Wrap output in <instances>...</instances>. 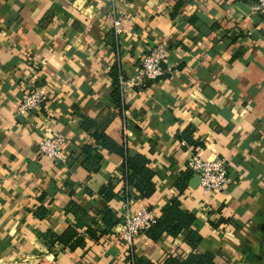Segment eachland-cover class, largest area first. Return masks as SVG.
Listing matches in <instances>:
<instances>
[{
    "label": "crops",
    "instance_id": "crops-1",
    "mask_svg": "<svg viewBox=\"0 0 264 264\" xmlns=\"http://www.w3.org/2000/svg\"><path fill=\"white\" fill-rule=\"evenodd\" d=\"M253 4L0 0V264H132L133 254L163 264L192 252L189 230L156 241L148 230L127 254L116 235L124 157L95 134L149 160L154 191L136 207L160 219L178 200L197 218L200 253L264 264V15ZM114 7L119 31L108 19ZM159 44L168 73L124 97L116 76H135ZM36 87L46 90L43 106L22 114ZM53 131L65 138L58 161L38 151ZM192 153L225 160L224 192L191 186ZM68 230L75 249L56 242Z\"/></svg>",
    "mask_w": 264,
    "mask_h": 264
},
{
    "label": "built area",
    "instance_id": "built-area-1",
    "mask_svg": "<svg viewBox=\"0 0 264 264\" xmlns=\"http://www.w3.org/2000/svg\"><path fill=\"white\" fill-rule=\"evenodd\" d=\"M252 10L254 13L264 15V0H255ZM117 10L112 9L108 19L113 29H121V21L117 17ZM168 57V49L165 45H155L145 54L138 66L137 74L133 77L120 78L121 92L125 97L130 91H140L149 82L163 79L169 70L164 67ZM46 100L44 87H36L22 102L20 111L22 114L39 110ZM65 138L57 131L43 138L38 143L39 154L46 159L61 160ZM186 146L185 142L181 143ZM187 169L193 175L200 177V187L205 194L224 192L230 182L228 166L223 159L213 161L203 160L198 153H192L187 162ZM124 194V190L120 195ZM136 202H123L124 213L116 230L119 241L126 247L127 254L131 253L137 237L147 232L157 223V217L147 207H136Z\"/></svg>",
    "mask_w": 264,
    "mask_h": 264
},
{
    "label": "trees",
    "instance_id": "trees-1",
    "mask_svg": "<svg viewBox=\"0 0 264 264\" xmlns=\"http://www.w3.org/2000/svg\"><path fill=\"white\" fill-rule=\"evenodd\" d=\"M246 1V0H245ZM255 2V0H247V2ZM125 78L123 74L116 76L115 83L121 93L120 78ZM149 82L147 84H150ZM146 86V85H145ZM144 86V87H145ZM95 140L102 147L107 148L110 151L116 152L124 157V171L123 178L125 182L124 194L117 195L122 202H138L142 198L150 196L154 189L150 184V180L153 177V172L148 168L149 160L142 156L136 155L135 157L130 156L129 150L125 146H120L116 142L112 141L109 137L103 134H95ZM88 152V148H86ZM99 155H97L98 157ZM190 175H193L190 172ZM134 187L140 193V196H136L131 192L130 187ZM188 187V179L184 178L179 184L178 188L180 191L185 190ZM110 189L104 188L103 195L108 199L113 198L114 195L109 191ZM181 203L178 200H173L171 203L166 205L162 210V216L157 220V223L153 225L148 234L153 240H158L164 233L170 234L173 237L179 236L184 230H189L187 236V243L191 246L192 252L188 255H176L167 258L163 264H218L216 262L215 255L211 253H200L197 249L200 244L202 237L198 231V224L196 216L189 212L181 209ZM72 231L68 230L61 237H56V242H59L63 245L71 244L70 239ZM80 244V243H79ZM71 248L75 249L76 244L69 245ZM132 264H154L149 260L144 258H137L133 254L131 257Z\"/></svg>",
    "mask_w": 264,
    "mask_h": 264
},
{
    "label": "water",
    "instance_id": "water-1",
    "mask_svg": "<svg viewBox=\"0 0 264 264\" xmlns=\"http://www.w3.org/2000/svg\"><path fill=\"white\" fill-rule=\"evenodd\" d=\"M200 184V177L198 175H195L193 185H191L193 188H197Z\"/></svg>",
    "mask_w": 264,
    "mask_h": 264
}]
</instances>
